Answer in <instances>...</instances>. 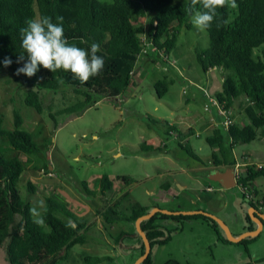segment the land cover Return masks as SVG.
Here are the masks:
<instances>
[{"label":"rangeland","instance_id":"rangeland-1","mask_svg":"<svg viewBox=\"0 0 264 264\" xmlns=\"http://www.w3.org/2000/svg\"><path fill=\"white\" fill-rule=\"evenodd\" d=\"M191 19L192 17L188 21L190 29L180 27L174 48L165 56L170 67L162 62L158 52H147L152 62L136 65L138 71L144 67H152L156 70L155 78L159 81H162L164 75L171 79L170 84L165 86L167 91L161 100L154 97L153 90L148 85L150 76L146 74L139 87L127 88L115 101L97 99L75 114L61 113L63 108H69L80 100L70 88L40 91V112L36 113L23 104L25 89L12 83L8 69L1 70L2 129L13 128L12 114L16 113L21 119L19 129L27 133L39 148L38 154L18 155L25 163L16 185L20 197L36 213L42 206L44 196L59 197L65 201L69 210L91 222L92 229L86 242L72 247L60 264H87L83 259L105 256L108 259L98 264H133L137 258L136 250L132 249L133 239L122 236L118 244L114 243V238L119 233L135 231L131 223L122 221L108 226L101 222L103 226L100 228L99 217L93 218L94 210L102 205L101 199L108 203L119 199L122 209L131 203L150 207L156 198H164L168 187L178 181L183 184V190L176 189V194L169 197L167 204H162L160 209L202 211L214 216L231 235L238 233V236L245 232L241 228L245 226L244 217L249 201L253 204L261 203L264 178L254 179L252 184L257 192L255 196L249 195L242 199L238 186L223 189L216 182L203 177L199 171L201 167L188 154L207 161L205 166L213 168L210 155L214 149L205 142V132H201L199 136L195 129L193 134L188 135L178 118L183 114L190 115L183 109L186 105L184 100H188L187 105L192 109V115L204 114V104L207 105V110H214L215 107L207 101L203 91L213 99L221 85V76L217 70L207 76L196 63L195 53L207 49L208 41L205 31L197 29ZM145 25L146 19L140 27L145 30ZM165 66L167 68L164 70ZM170 98H174L179 109H182L178 114L176 111L169 114L171 110L167 105L173 106ZM234 108L231 111L232 118L238 112ZM218 121L221 122V118ZM168 124H173L172 130H168ZM142 145L158 147L159 151L144 153L140 150ZM223 147L224 160H236L233 169L235 162H247V166L254 167H258V164L264 166V138L239 143L230 151L225 144ZM240 156H245L246 159ZM247 166L236 167V176L243 175ZM101 175L112 180L113 189L104 197L98 195L91 202L83 193L80 183L84 182L88 189H92L94 180ZM115 177L119 178L114 179ZM121 177L129 183L127 187L122 186ZM26 182L35 187L34 194L25 192ZM206 188L208 191H203ZM120 191L122 195L119 196ZM258 212H264V203L258 208ZM35 216L32 212V217ZM157 224L163 232H169L170 240L163 246L150 247V260L153 264H164L167 260L178 264H226L233 258L230 255L227 257V250L228 254L240 251L239 245L221 244L216 234L198 220L176 224L168 219ZM217 227L219 237L225 239L224 232L220 226ZM0 264H6L1 249Z\"/></svg>","mask_w":264,"mask_h":264},{"label":"trees","instance_id":"trees-1","mask_svg":"<svg viewBox=\"0 0 264 264\" xmlns=\"http://www.w3.org/2000/svg\"><path fill=\"white\" fill-rule=\"evenodd\" d=\"M236 3L238 7L235 9H218L212 26L205 30L207 49L195 53L202 73L216 69L221 76L220 91L214 93L213 99L231 111L236 107L244 119L243 122L235 121L231 116V125L224 130L216 129L211 136L205 137V142L214 149L210 155L213 167L222 164L234 166L233 158L224 160L223 144L230 151L239 143L264 138V0H236ZM189 6L190 0H0V72L6 68L2 61L10 58L13 63L6 69L11 72V81L25 89L23 104L36 113L40 112L39 92L57 91L62 87L70 88L80 100L69 108H63L61 113L75 114L97 99L115 101L132 83L130 73H133L138 56L143 55L146 48L167 55L175 46L180 27L190 29ZM43 17H51L53 23H60L58 17H63L62 26L69 44L90 51L93 42L99 43L101 51L98 55L105 60L103 72L85 85L73 79L70 72L57 70L52 73L42 67L31 78L24 74L15 75L16 69L23 66V61L16 62L23 53L20 29L27 26L28 20ZM140 18H146L145 30L137 23ZM165 86L164 81L153 86L156 98L163 96ZM12 116L13 128L10 130L2 129L0 117V249L4 252L6 264H60L72 247L86 242L92 229L91 222L69 210L59 197L50 196L43 197L37 212L39 215L32 217L29 204L24 202L16 188L25 168L18 155H35L39 148L27 133L19 129V116L16 113ZM48 116L51 117L50 114ZM168 130L172 128L168 127ZM140 150L155 153L159 148L142 145ZM188 154L198 165L205 166L200 159ZM259 177L264 178V166H247L244 174L236 177L242 199L255 196L252 182ZM120 179L122 186L127 187L126 179ZM112 186V180L106 175L96 178L92 189H88L84 182L80 183L91 202L98 195L104 197L111 192ZM24 190L28 194L35 193V187L29 182L25 183ZM100 202L102 205L92 214L93 218L99 217L100 228L103 226L101 222L112 226L122 221L134 227L138 217L152 207H159L156 203L150 207L131 203L122 209L119 199L110 203L101 199ZM263 203L264 196L260 204L249 201L248 207L257 209ZM38 219H43L44 223H36ZM168 219L176 224L198 220L216 234L221 244H232L219 237L217 224L204 215L166 216L155 213L138 224L150 247L163 246L170 240L169 232H163L157 224ZM69 221L75 227H70ZM244 223V229L250 231L252 222L247 214ZM130 235L138 244V257L143 253V243L135 231L119 233L114 243L118 244L120 237ZM254 238H245L234 244L244 247ZM107 259L106 256L89 257L83 261L98 264ZM140 264H152L150 253ZM164 264L178 263L167 260Z\"/></svg>","mask_w":264,"mask_h":264},{"label":"clouds","instance_id":"clouds-1","mask_svg":"<svg viewBox=\"0 0 264 264\" xmlns=\"http://www.w3.org/2000/svg\"><path fill=\"white\" fill-rule=\"evenodd\" d=\"M225 7L235 9L238 5L236 0H190L188 11L192 17V24L200 31H205L215 21L218 9ZM58 20L60 23H53L51 17L30 19L26 22L27 26L20 29L23 53L18 56L16 62L23 61V66L16 69L15 75L24 74L31 78L42 67L52 73L57 70L70 72L73 79L85 85L92 77L100 75L105 68L104 58L98 55L101 51L100 45L93 42L88 51L69 44L62 26L63 17H58ZM219 26L217 23V27ZM2 63L7 68L13 61L5 58ZM31 211L39 215L35 209ZM36 223L43 224L44 221L38 219ZM69 226L75 227V224L69 221Z\"/></svg>","mask_w":264,"mask_h":264},{"label":"crops","instance_id":"crops-1","mask_svg":"<svg viewBox=\"0 0 264 264\" xmlns=\"http://www.w3.org/2000/svg\"><path fill=\"white\" fill-rule=\"evenodd\" d=\"M145 19L146 18H140L138 20V24L143 26V20H145ZM147 52L152 53V54L155 53L151 49L146 48L144 50V54L138 56V58L136 60L135 67L133 69L132 83L130 84L128 89H130L131 87H134V86L139 87L140 82H142V79L146 74H148L150 76V79H151L150 83H148V85H150L151 91L153 90V86L156 83L160 82L157 78H155V76H156L155 74H157V72L152 67H147V69L144 67L142 69H139V71L136 68L137 64L142 65V64H147L146 63L147 61L152 62V59L150 58V56L147 55ZM162 62L166 63L165 65L170 67L167 60H162ZM172 65H174V64H172ZM166 66L164 67V70L167 68ZM185 67H188V65H186ZM214 70H216V69H210L204 74L209 76L211 74V72ZM158 76H160V74ZM162 81L166 82V85H167V84H170L171 79H167V77L164 75V76H162ZM153 95H154V92H153ZM156 100H161V98H159V99L156 98ZM184 101H185L186 105L183 106V109L185 108L190 115L183 114V115L179 116L178 121L181 122L185 126L186 129H184V131H186V133L188 135L193 134L195 129L197 130L196 133H198L199 136H200L201 132H205V135H206L205 137L211 136V133L216 129L222 128L224 130V127L221 125V122L218 121V118L220 119V117L217 115V112L215 111V109L214 110L209 109L206 112H205V110H203L204 114H202V115H192V109L189 107V105H187L188 100H184ZM170 102L173 104V106H171L169 104L167 105L169 107V109L171 110V112H169V114H172L174 111H176L175 113L178 114V112L181 111L182 109H179L178 103L176 102V100L174 98H170ZM197 116H200V118H198ZM234 119H235V121H238V120L242 121V122L244 121L243 116H242L240 111L237 112V115L235 118H233V120ZM167 127L172 128L173 124H168ZM240 157L246 159L245 156H240ZM234 161H236V160L234 159ZM202 162L205 165L208 163L207 161H202ZM247 165H249V163H247V162H243V163L239 162V164L235 162V168L238 166H240V167L244 166L245 167ZM199 166L201 167V168H199V171L202 173L203 177H205V178H206V175L211 170L221 171L223 169L228 168L226 165H223V164L219 165L217 167H213V168H210L208 166H201V165H199ZM257 166H262V165L258 164ZM229 168H232V167H229ZM235 168L234 169L232 168V169H233V174H234L235 179H236L237 176H236ZM172 186L168 187L167 195L164 198L158 197L153 201V203H156L159 205L158 208H161L162 204H167V202L169 201V197L172 198L176 194V189L178 191L183 190V184L179 183L178 181H176L174 183V185H172ZM178 186H180V187H178ZM252 187H253V184H252ZM112 188H113V186H112ZM173 190H175V191H173ZM203 191L207 192L208 188L204 189ZM256 193H255V195H256ZM120 195H122V192L119 194V196ZM262 197H261V199H262ZM258 208L256 209L257 211H258ZM166 210H168V209H166ZM169 211H172V210L170 209ZM176 211H178V210H176ZM259 213L264 215V212H259ZM244 227L241 228L242 232L245 230ZM251 228H252L251 230H254L257 228V225L255 223H252ZM245 231H247V230H245ZM232 236L237 237L238 233L232 234ZM129 238L134 240V246L132 247V249L137 250L138 244L136 243L135 239L133 238L132 235H130ZM233 245H237V244H233ZM239 247H240V251H238V252H230V254H228L229 253L228 250L226 251L227 257H229V255L233 257L232 259H229L226 264H264V228L262 227L259 230L258 234L255 236L253 241L249 242L244 247L241 245H239ZM226 258H223V259H226ZM222 261H225V260H222ZM151 263L153 264V261H151Z\"/></svg>","mask_w":264,"mask_h":264},{"label":"water","instance_id":"water-1","mask_svg":"<svg viewBox=\"0 0 264 264\" xmlns=\"http://www.w3.org/2000/svg\"><path fill=\"white\" fill-rule=\"evenodd\" d=\"M206 178L209 181L216 182L223 189H228V188L236 186V181H235L236 179L233 174L232 168H226L223 171L211 170L206 175ZM155 213H159V214L166 215V216H178V215L191 216V215H198V214L204 215L208 217L209 219H211L213 222H215L217 226H220V228L225 234V237H226L225 239L229 243H232V244L238 243L239 241L245 238L255 237L258 234L259 230L262 228V225L264 224V215L259 213L256 209L250 206L248 207L247 216L250 222L255 223L257 225V228L254 230L245 231L241 235L237 237H233L220 221H218L214 216L203 213L202 211H196V210L195 211H182V210L169 211V210L160 209L158 207H152L146 214L138 217L134 222L135 232L140 237L143 243V253L135 259L133 264H140L147 257L150 251L149 243L147 239L145 238L144 233L138 228V224L140 221L150 218Z\"/></svg>","mask_w":264,"mask_h":264},{"label":"built area","instance_id":"built-area-1","mask_svg":"<svg viewBox=\"0 0 264 264\" xmlns=\"http://www.w3.org/2000/svg\"><path fill=\"white\" fill-rule=\"evenodd\" d=\"M158 53L161 54L160 52ZM165 56L166 55L161 54L160 57L162 58V60H167ZM130 75L132 76L133 73H130ZM203 95L206 97L207 101L210 102L211 105L215 107L217 115L221 118V125L224 128H227L229 125H231L232 124L231 110L228 108H224L222 105L218 104L214 99L210 98L205 91H203ZM203 109L207 110L206 104L203 105Z\"/></svg>","mask_w":264,"mask_h":264},{"label":"flooded vegetation","instance_id":"flooded-vegetation-1","mask_svg":"<svg viewBox=\"0 0 264 264\" xmlns=\"http://www.w3.org/2000/svg\"><path fill=\"white\" fill-rule=\"evenodd\" d=\"M236 181V180H235Z\"/></svg>","mask_w":264,"mask_h":264}]
</instances>
